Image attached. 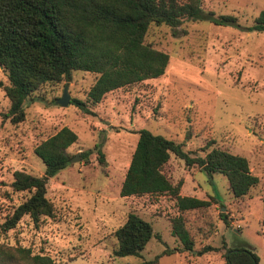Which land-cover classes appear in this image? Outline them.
I'll use <instances>...</instances> for the list:
<instances>
[{
  "label": "rangeland",
  "instance_id": "1",
  "mask_svg": "<svg viewBox=\"0 0 264 264\" xmlns=\"http://www.w3.org/2000/svg\"><path fill=\"white\" fill-rule=\"evenodd\" d=\"M201 6L214 15L234 16L236 25L187 20L172 35L167 26L151 24L144 39L167 53L163 74L106 92L96 103L86 95L96 74L72 70L69 80L37 88L23 107L24 119L11 123L1 116L8 99L0 67V245L49 256L52 264H135L165 247H181L170 234V218L177 214L172 198L118 194L136 131L145 129L181 143L190 156H203L212 147L244 156L258 177L246 195L233 198L223 175L208 177L171 153L162 171L172 182L182 179L180 195L210 199L207 207L181 213L192 247L215 250L173 251L154 264H224L226 248L252 249L264 264V33L247 30L264 10V0H201ZM63 87L69 100L82 101L92 112L73 102L58 105ZM61 126L77 137L67 148L74 159L47 178L45 196L53 215L41 216L37 225L23 215L13 228L2 229L5 217L28 194L11 189L12 172L41 176L43 164L32 149ZM94 144L104 163L97 160ZM86 149L92 151L82 160L79 153ZM129 212L148 221L159 239L151 236L138 257H116L113 231Z\"/></svg>",
  "mask_w": 264,
  "mask_h": 264
},
{
  "label": "trees",
  "instance_id": "2",
  "mask_svg": "<svg viewBox=\"0 0 264 264\" xmlns=\"http://www.w3.org/2000/svg\"><path fill=\"white\" fill-rule=\"evenodd\" d=\"M207 19L215 24L236 25L232 15H214L204 11L201 0H0V67L7 83L1 85L8 108L1 113L11 123L24 119V105L32 93L45 83L69 80L72 70L95 73L87 90V98L98 102L111 90L163 74L168 55L153 47L144 37L151 24L165 25L172 35L183 21ZM247 30L264 33V10L253 18ZM73 102L84 113H91L85 104ZM134 148L120 183L119 196L167 195L173 199L177 214L170 218V234L178 239L179 248L165 247L150 260L135 264H154L162 255L188 251L194 255L215 250L210 245L193 249V242L184 226L182 212L204 208L210 199L180 195L182 179L172 182L162 168L172 153L183 160L185 167H197L208 177L213 173L225 177L233 198L246 195L258 182L249 170L244 156L212 147L203 156H190L181 143L139 129ZM76 134L61 126L40 140L32 152L43 164L41 176L14 170L9 185L13 191L27 192L1 223L4 230L13 228L27 215L37 225L41 216H52L53 206L46 198L47 178L69 164L72 155L67 148ZM97 160L104 163L99 145L94 144ZM91 149L81 151L87 159ZM215 199V198H214ZM216 200V199H215ZM228 226L225 213H220ZM264 228V215L260 220ZM153 234L150 223L133 212L113 231L116 257L140 255ZM224 264H258V257L249 248H226ZM52 264L46 255L30 254L27 248L0 245V264Z\"/></svg>",
  "mask_w": 264,
  "mask_h": 264
},
{
  "label": "water",
  "instance_id": "3",
  "mask_svg": "<svg viewBox=\"0 0 264 264\" xmlns=\"http://www.w3.org/2000/svg\"><path fill=\"white\" fill-rule=\"evenodd\" d=\"M68 102H69L68 92H67L66 88L63 87V94H62L61 97H59V98L56 99V103H57L58 105H60V106H65V105L68 104ZM74 156L77 157V159H78V155H74ZM73 159H74V158L72 157V158L70 159V161H72Z\"/></svg>",
  "mask_w": 264,
  "mask_h": 264
},
{
  "label": "crops",
  "instance_id": "4",
  "mask_svg": "<svg viewBox=\"0 0 264 264\" xmlns=\"http://www.w3.org/2000/svg\"><path fill=\"white\" fill-rule=\"evenodd\" d=\"M180 193V192H179Z\"/></svg>",
  "mask_w": 264,
  "mask_h": 264
}]
</instances>
